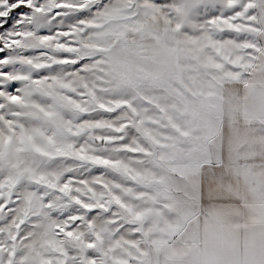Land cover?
Here are the masks:
<instances>
[{
    "label": "snow or ice",
    "instance_id": "snow-or-ice-1",
    "mask_svg": "<svg viewBox=\"0 0 264 264\" xmlns=\"http://www.w3.org/2000/svg\"><path fill=\"white\" fill-rule=\"evenodd\" d=\"M126 3L0 0V264H146L131 241L152 109L111 68L142 46L133 22L171 17L172 0ZM197 16L227 19L212 3Z\"/></svg>",
    "mask_w": 264,
    "mask_h": 264
},
{
    "label": "crops",
    "instance_id": "crops-1",
    "mask_svg": "<svg viewBox=\"0 0 264 264\" xmlns=\"http://www.w3.org/2000/svg\"><path fill=\"white\" fill-rule=\"evenodd\" d=\"M117 2L127 6L126 1ZM208 3L215 4L214 0H191L189 15ZM262 4L264 0H251L238 15H226L227 19L203 23L197 16L198 21L190 20V47L195 54L190 78L200 92H184L180 59H173L169 66L171 70L173 66L172 83L178 92L174 96L194 100H184L185 113L190 114L194 130L205 133L204 153L195 160L194 170L157 172L156 180L139 177L138 188L145 197L140 234L131 241L134 259L146 264H264ZM240 15H245L244 21ZM234 19L239 24L233 25ZM133 23L136 31L128 38L140 35L142 46L126 48L127 53L142 56L146 64L134 89H142V97H158L151 92L166 89L165 67L147 56L145 48L153 46L160 56L169 49L165 13L156 8L142 22ZM218 24L220 37L213 30ZM174 28L179 34L181 23ZM145 29L151 31L145 33ZM177 34L171 38L173 45L181 42L182 35ZM233 45L238 56L223 57L222 51L228 53ZM209 119L215 129L206 134L201 122Z\"/></svg>",
    "mask_w": 264,
    "mask_h": 264
},
{
    "label": "rangeland",
    "instance_id": "rangeland-1",
    "mask_svg": "<svg viewBox=\"0 0 264 264\" xmlns=\"http://www.w3.org/2000/svg\"><path fill=\"white\" fill-rule=\"evenodd\" d=\"M190 1L191 0H172V16L169 17L165 14L168 31L170 32L167 35V45L169 49L166 50V54L160 56L158 51L152 48L153 46H147L145 48L147 56L154 59L156 63L163 62L165 67L164 76L166 80V89L164 91L153 90L151 92L158 95V97H142V89H134L138 83L137 78L141 76L142 70L146 69V64L142 56L134 57L127 53V49L125 48L111 68L120 82L131 91L135 92L141 99L147 101L150 109H152L151 115L146 117V120L149 121L147 126L145 127L143 124L140 125L141 131L144 132L145 135L142 138L143 154L135 162V175L137 180H139V177L145 178V180H147L148 177H150V180H156L157 172L163 175L165 170L170 169L194 170L195 160H199L204 153L203 140L205 138V133H197L191 125L190 114L185 113L184 100H193V98L189 99L188 97L180 101V99L174 96V94L178 92L172 83L173 66L172 70L169 66V64L172 65L174 62L173 59H180L181 74L179 77L184 92L186 94L200 92V87L197 88L194 80L190 78V62L194 60L193 56L195 55L190 47V20H199L193 19L189 15V10L191 9ZM214 2L217 6H224V15H231L229 9L234 7L233 4L239 5L241 0H214ZM127 6L130 5L127 4ZM217 10H219V8H217ZM244 16L245 15H240L242 21H244ZM234 20L235 24L233 25L239 24L237 19ZM175 23H181V29L178 30L179 34L175 32L176 27L173 29ZM203 25L202 23V27ZM200 27L201 26H199V28ZM219 28H221L220 24L213 28L214 33L218 37L222 35L219 33ZM172 30H174L173 33ZM174 34H177L176 36L182 35L181 42H176L175 45L171 43V38ZM233 46L234 48L231 50L229 49L227 51L228 53H223L225 49L222 51L223 57L229 56V59H231L232 57L238 56L237 46ZM176 60L175 62L178 64L179 62ZM143 85L144 83H142V86ZM201 124L206 128V134L214 132L215 123L212 120L209 119L208 122H201ZM143 192L141 188H138L140 200L137 203V210L140 217H142V213L144 212L142 211L144 205L142 197H145Z\"/></svg>",
    "mask_w": 264,
    "mask_h": 264
}]
</instances>
